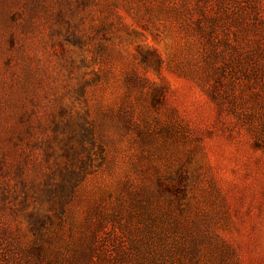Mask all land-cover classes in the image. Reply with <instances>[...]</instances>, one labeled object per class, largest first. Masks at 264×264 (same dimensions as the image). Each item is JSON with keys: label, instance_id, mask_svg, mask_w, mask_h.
Returning <instances> with one entry per match:
<instances>
[{"label": "rangeland", "instance_id": "1", "mask_svg": "<svg viewBox=\"0 0 264 264\" xmlns=\"http://www.w3.org/2000/svg\"><path fill=\"white\" fill-rule=\"evenodd\" d=\"M0 264H264V0H0Z\"/></svg>", "mask_w": 264, "mask_h": 264}]
</instances>
